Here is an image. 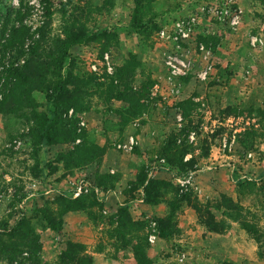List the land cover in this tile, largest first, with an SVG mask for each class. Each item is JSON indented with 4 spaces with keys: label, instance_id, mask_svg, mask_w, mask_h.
I'll use <instances>...</instances> for the list:
<instances>
[{
    "label": "rangeland",
    "instance_id": "374dc122",
    "mask_svg": "<svg viewBox=\"0 0 264 264\" xmlns=\"http://www.w3.org/2000/svg\"><path fill=\"white\" fill-rule=\"evenodd\" d=\"M1 1L18 8L21 2ZM22 1V23L31 30L45 21L44 6L49 1L55 10L51 27L59 32L68 0ZM85 1L72 0L74 6ZM89 1L88 28L104 30L108 36L73 49L72 72L91 74L105 84L112 78L124 90L147 84L141 113L121 128L115 110L132 108L89 89V110L75 114L78 131L84 130L88 140L106 151L84 166L66 163L80 139L70 147L40 146L36 162L32 143L22 137L27 129L14 117L0 116V217L24 212L30 218L40 232L44 264H55L61 242L67 239L83 243L92 264H128L120 253L121 242L111 232L120 207L128 208L136 227L132 232L140 235L146 251L151 246L149 221L157 224L159 218L172 217L170 238L158 243L166 264H264V0H154L150 7L158 29L149 38L130 27L134 0ZM130 54L136 55L140 67L133 81L126 83L116 73ZM35 98L44 102L45 96L36 93ZM72 114L69 109L67 116ZM130 135L136 141L133 148L118 149L117 144ZM247 162L262 169L248 172ZM187 172L194 175V187L183 194L178 177ZM122 173L131 174L123 184ZM200 175L203 189L196 188ZM101 180L104 184L97 185ZM215 180L229 189L216 199L209 188ZM79 181L96 185L102 194L88 193L85 199L90 204L85 210L65 213L61 233L49 231L37 210L47 204L62 209L52 203L54 198L73 197ZM150 181L161 185L156 205H171L164 216L143 217L136 209L139 197L145 201L144 188ZM118 184L127 192V201L119 204L118 211L108 212L104 195ZM221 195L241 206V216L254 226V235L211 208ZM185 207L190 208L185 220L199 223L201 216L206 239L199 234L192 243L174 242L181 232L192 235L189 229L195 228L189 223L186 234L177 226ZM182 250L188 256L184 263L176 260ZM148 264L158 263L151 258Z\"/></svg>",
    "mask_w": 264,
    "mask_h": 264
},
{
    "label": "trees",
    "instance_id": "16d2710c",
    "mask_svg": "<svg viewBox=\"0 0 264 264\" xmlns=\"http://www.w3.org/2000/svg\"><path fill=\"white\" fill-rule=\"evenodd\" d=\"M154 0H134L135 6L130 18V27L138 35L149 38L158 29V23L150 7ZM90 1L82 6H74L72 0L63 5V16L60 20L59 32L51 27L54 9L48 1L44 6L45 21L34 30L22 23L24 13L23 1L20 6L13 7L10 3L0 2V116L14 117L27 129L22 137L33 145V159L40 146L62 145L73 146L66 163L84 166L101 158L105 147H99L94 141L87 139L85 131H78L75 114L89 110L87 98L89 89L100 92L107 100H116L129 105L132 109L118 107L115 112L119 118V126L125 127L128 122L141 113L140 99L145 96L148 87L141 86L136 90L132 86L121 88L109 79L108 83L98 82L91 74L76 75L72 72L74 57L72 50L89 44L91 41L107 37L106 31L88 28L90 20ZM69 7V8H68ZM16 22V24H15ZM103 53V49L101 50ZM140 61L136 55L130 54L116 73L120 81L125 79L131 83L135 77ZM96 80V81H95ZM151 83V81H148ZM129 85V84H128ZM36 93L44 94V102H38ZM69 109L74 114L67 116ZM170 144V143H169ZM181 157V155H180ZM182 164V159H179ZM185 172V171H184ZM110 177L104 174V178ZM103 178V177H102ZM101 180L97 185L104 184ZM160 183L150 181L144 188L145 202L151 205L158 203L156 193ZM83 194L77 198L72 195L55 197L54 202L61 206L54 210L49 205L41 206L37 213L41 224L53 233H61L63 216L70 211L85 210L87 203ZM96 200V198H95ZM97 201V200H96ZM48 203V202H46ZM45 203V204H46ZM212 209L221 212L239 223L250 235L256 232L254 226L241 216V206L221 195L220 201L211 205ZM115 226L111 230L115 240L121 242V250L130 248L136 264H148L150 259L140 235L133 234L134 221L130 218L127 207L120 209ZM171 216L159 218L158 236L167 239L172 227ZM171 222V223H170ZM198 222L204 225L201 216ZM146 224L143 222V225ZM136 228V227H135ZM62 248L57 251L55 264H92V256L86 246L71 239L63 240ZM43 244L37 226L23 212L17 217L11 214L0 217V262L2 264H44Z\"/></svg>",
    "mask_w": 264,
    "mask_h": 264
},
{
    "label": "crops",
    "instance_id": "0c3cea01",
    "mask_svg": "<svg viewBox=\"0 0 264 264\" xmlns=\"http://www.w3.org/2000/svg\"><path fill=\"white\" fill-rule=\"evenodd\" d=\"M263 150V149H262ZM108 155V153L106 154V156ZM249 155L252 157V154L249 153ZM259 167H261V165H257L254 163H250L247 162L246 164V168L249 171H256L259 169ZM262 169V167H261ZM129 177H131V174L127 173H122L121 176H119L121 184H123V180L128 181ZM202 180H203V175L198 176V182H196L197 187L196 188H202ZM131 182V181H130ZM130 182H126V183H130ZM121 184L117 185V187L113 188L112 190H109V192H107L104 195V203H105V209L108 212H114L115 210L118 211L119 209V204L124 201H127V192L125 190H123V186H121ZM211 184V183H210ZM225 184H223L221 181H213L212 185L209 186V188H212L213 192H211V195L213 198H217L220 196V194H226V192H228L229 189H227L228 186H224ZM129 196V195H128ZM136 209H138V212H142L141 215H144L143 217H161L164 216L166 213H168L171 210V205L170 206H166L163 204H159L157 205H151L149 203H146L142 198H138L136 200ZM122 207H120L121 209ZM119 209V210H120ZM128 209V208H127ZM79 211V210H78ZM78 211H70L68 212L69 215H72L73 213H78ZM188 211H190L189 207H185L184 210H182L181 215L178 217V227H180L182 229V231L185 230V226H188L189 223H191L195 228H191L189 229V232L192 233V235H184L183 232H181L180 236L175 237L173 240L174 242H179V243H192L193 239H197V236H200L199 234H201V236H203V240L206 239L207 232L205 231V229L201 226V223H197L196 219H190V220H185V216L187 215ZM129 212V211H128ZM132 214V213H131ZM133 215V214H132ZM140 217V216H139ZM90 226V225H89ZM186 234H189L186 230H185ZM202 233H205L204 235H202ZM194 237V238H193ZM170 238V237H169ZM189 239H191V241H188ZM161 242H165V239L159 237L158 235L156 236L155 240L153 243H151V246L149 248V250L147 251V257L149 259H154L158 264H166V261L164 259V251L161 249V247L158 245V243ZM194 242V241H193ZM155 243V244H154ZM180 244V245H182ZM121 256H123V258H125V262H127L128 264H136L135 260L133 259V253L132 250L130 248L122 250V252H120Z\"/></svg>",
    "mask_w": 264,
    "mask_h": 264
},
{
    "label": "built area",
    "instance_id": "2783aa9c",
    "mask_svg": "<svg viewBox=\"0 0 264 264\" xmlns=\"http://www.w3.org/2000/svg\"><path fill=\"white\" fill-rule=\"evenodd\" d=\"M183 26V25H182ZM136 143L134 137L132 135L128 136L125 142L118 143L117 148L124 150V151H130L133 148V145ZM249 155V154H248ZM250 156V155H249ZM194 175L191 172L185 173L182 177H178V187L180 193H187L194 187ZM92 193L95 195H101L102 190L99 189L96 185H92L88 182L79 181L76 183L73 187V197L77 198L83 194ZM150 226V233H149V241L151 243L154 242L156 238V230H157V224L155 221L150 220L149 221ZM188 259L187 253L185 251H179L176 254V260L180 263H184Z\"/></svg>",
    "mask_w": 264,
    "mask_h": 264
}]
</instances>
